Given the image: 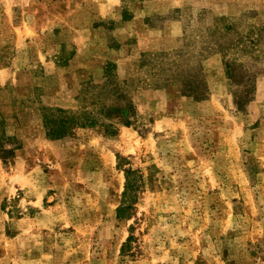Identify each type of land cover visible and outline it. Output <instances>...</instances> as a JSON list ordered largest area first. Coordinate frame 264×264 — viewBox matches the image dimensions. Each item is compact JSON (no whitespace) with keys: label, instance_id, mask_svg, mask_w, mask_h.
I'll return each instance as SVG.
<instances>
[{"label":"rangeland","instance_id":"rangeland-1","mask_svg":"<svg viewBox=\"0 0 264 264\" xmlns=\"http://www.w3.org/2000/svg\"><path fill=\"white\" fill-rule=\"evenodd\" d=\"M0 264H264V0H0Z\"/></svg>","mask_w":264,"mask_h":264},{"label":"trees","instance_id":"trees-1","mask_svg":"<svg viewBox=\"0 0 264 264\" xmlns=\"http://www.w3.org/2000/svg\"><path fill=\"white\" fill-rule=\"evenodd\" d=\"M59 112H62V111L60 110ZM82 124H86V123L82 122ZM48 131H49V130H48ZM47 134L50 135V136L52 135V134L49 133V132H48ZM132 187H133V184H131V188H132Z\"/></svg>","mask_w":264,"mask_h":264}]
</instances>
